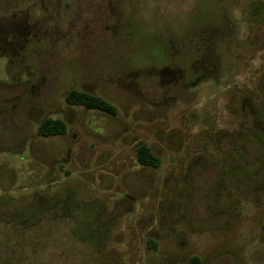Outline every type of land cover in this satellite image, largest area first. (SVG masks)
Instances as JSON below:
<instances>
[{
	"label": "rangeland",
	"instance_id": "obj_1",
	"mask_svg": "<svg viewBox=\"0 0 264 264\" xmlns=\"http://www.w3.org/2000/svg\"><path fill=\"white\" fill-rule=\"evenodd\" d=\"M120 1L0 0L20 24L0 51V264H264V50L243 73L242 114L229 98L226 129L208 131L201 95L155 72L173 64L155 39L178 33L190 0H135L137 46L108 7ZM84 88L115 115L65 103ZM47 118L65 135L39 137ZM139 144L158 168L137 163ZM65 203L77 224L5 223Z\"/></svg>",
	"mask_w": 264,
	"mask_h": 264
},
{
	"label": "flooded vegetation",
	"instance_id": "obj_2",
	"mask_svg": "<svg viewBox=\"0 0 264 264\" xmlns=\"http://www.w3.org/2000/svg\"><path fill=\"white\" fill-rule=\"evenodd\" d=\"M134 6L135 0H123L118 5L116 2L108 3L111 13L125 17L129 27L125 36L130 44L137 46L139 43L133 41L145 29L142 25H132L136 19ZM186 14L187 20H180L178 14L174 16L177 34L155 39L164 56L167 50L172 51L173 68L168 66L165 56L166 64L154 70L160 81L171 88H184L193 99L201 95L207 102L206 109H200L206 117L204 126L208 131L219 132L226 129L219 117L228 113L229 98L234 100L237 113L242 114L243 73L246 68L254 66L259 51L264 50V2L190 0ZM19 29L18 20L0 15V51L15 46L14 39ZM9 36L13 43L5 40ZM80 92L94 96L85 88ZM190 116L195 119L194 113Z\"/></svg>",
	"mask_w": 264,
	"mask_h": 264
},
{
	"label": "trees",
	"instance_id": "obj_3",
	"mask_svg": "<svg viewBox=\"0 0 264 264\" xmlns=\"http://www.w3.org/2000/svg\"><path fill=\"white\" fill-rule=\"evenodd\" d=\"M64 100L69 106H81L86 110H96L108 115H115L116 113L114 106L103 99L73 89L66 93ZM65 133L66 125L63 121L58 119L47 118L43 120L37 128V135L42 138L59 137L65 135ZM135 151L136 161L140 166L150 168H158L160 166V159L151 153L146 144H139ZM71 204H62V207L59 208L58 211H53L54 208L48 206L36 208L29 215L25 214V211H20L15 217H13V220L10 222L5 220V223L8 224V226L10 225L11 230H16L18 226L15 223H18L19 227H24L28 231V234L39 227L41 228L47 222L51 223L65 218L70 219L74 224H77L78 222L75 221L74 216L67 215L68 210L71 211V208H69ZM23 216L25 217L23 218ZM2 221L3 218H0V223H2ZM90 229H92V227ZM95 231V229L91 230V232ZM190 264H200V261L197 257H192L190 259Z\"/></svg>",
	"mask_w": 264,
	"mask_h": 264
}]
</instances>
